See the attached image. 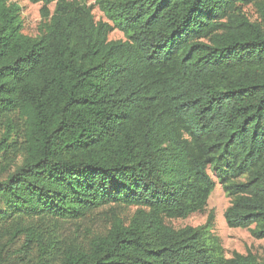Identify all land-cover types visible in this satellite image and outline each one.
<instances>
[{
  "label": "trees",
  "instance_id": "1",
  "mask_svg": "<svg viewBox=\"0 0 264 264\" xmlns=\"http://www.w3.org/2000/svg\"><path fill=\"white\" fill-rule=\"evenodd\" d=\"M29 1L34 37L0 0V152L20 156L0 180V264H264L227 257L213 213L165 222L204 210L210 171L227 226L264 238V0H95L98 21L80 0ZM108 204L136 210L83 245L42 234Z\"/></svg>",
  "mask_w": 264,
  "mask_h": 264
},
{
  "label": "rangeland",
  "instance_id": "2",
  "mask_svg": "<svg viewBox=\"0 0 264 264\" xmlns=\"http://www.w3.org/2000/svg\"><path fill=\"white\" fill-rule=\"evenodd\" d=\"M10 1L15 2L20 7L22 32L32 37L36 36L41 22V17L39 15L41 3H33L29 0ZM80 1L88 6H92V14L96 21L105 20L103 13L96 6L95 0ZM48 8L52 12L54 9V3H50ZM242 10L249 19H258V13L252 4L243 6ZM108 39H124V35L118 29H113L110 31ZM1 119L2 117L0 116V135L2 133ZM18 135H20V133H18ZM15 141L16 143H19L20 137H15ZM9 149L10 147L8 150ZM7 155H9L10 160H13L9 166H7L6 163ZM7 155H3L2 152H0V180L4 179L6 175L13 170L15 163H18L20 160L18 150ZM208 172L215 181V186L208 197L204 210L192 213L186 218H167L165 219L166 224L173 228H181L184 226L196 227L204 224L208 214L213 213V225L210 228V232L220 239L224 253L227 257H231L234 252L245 254L249 251L253 253L257 259L264 261V238L256 239L252 237L249 230L246 228H230L227 226L223 214L229 206L230 198L225 194L214 174L210 171ZM135 210L136 207L132 205L125 206L108 204L93 210L77 220H44L41 222V225L44 227L42 234L47 238L53 236V238L58 239L66 245H83L91 237L104 233L110 227L114 218H119L124 222H128ZM21 241L22 239L17 241L12 247H17ZM10 264H15V262L11 261Z\"/></svg>",
  "mask_w": 264,
  "mask_h": 264
}]
</instances>
